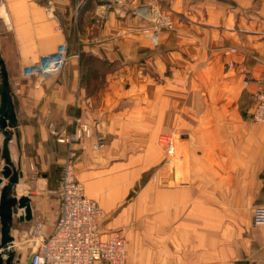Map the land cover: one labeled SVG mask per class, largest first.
Returning a JSON list of instances; mask_svg holds the SVG:
<instances>
[{"label": "crops", "instance_id": "0c3cea01", "mask_svg": "<svg viewBox=\"0 0 264 264\" xmlns=\"http://www.w3.org/2000/svg\"><path fill=\"white\" fill-rule=\"evenodd\" d=\"M154 10L174 17L157 40ZM62 43L58 74H24ZM0 57L17 118L12 195L32 207L13 212L14 261L55 228L69 146L54 132L80 116L93 133L74 145L76 177L105 211L103 235L125 231L126 264H264V123L252 120L264 0H2Z\"/></svg>", "mask_w": 264, "mask_h": 264}, {"label": "built area", "instance_id": "2783aa9c", "mask_svg": "<svg viewBox=\"0 0 264 264\" xmlns=\"http://www.w3.org/2000/svg\"><path fill=\"white\" fill-rule=\"evenodd\" d=\"M2 0H0L1 3ZM152 35L157 39L164 27H171L173 20L168 14L154 13ZM67 44L62 43L56 51L46 54L39 61L26 66L24 74L44 81L58 74L68 59ZM236 48H232L235 51ZM257 89L253 93L256 100L252 112L255 122L264 123V75L256 80ZM74 129L70 132H54L60 142L69 146V151L62 167L58 194L60 198L59 215L52 233L43 235L33 247L28 264H125L127 259V237L122 229L113 230L104 236L100 221L105 211L85 193V187L75 173L77 156L75 144L89 138L93 129L80 116L74 118ZM102 145L100 139L95 147ZM169 153L174 152V145L169 141ZM254 221L264 225V206L255 210Z\"/></svg>", "mask_w": 264, "mask_h": 264}, {"label": "water", "instance_id": "95a60500", "mask_svg": "<svg viewBox=\"0 0 264 264\" xmlns=\"http://www.w3.org/2000/svg\"><path fill=\"white\" fill-rule=\"evenodd\" d=\"M15 126H17V118L14 110L9 75L5 62L0 57V132L5 136L3 143L5 164L0 169V249L3 248L8 252L7 257L0 252V264H21L19 260L14 261L13 253L7 248V242L13 239L9 231L15 209L17 207L24 208L25 214L21 216L22 219H30L32 217L30 197L28 195L20 197L12 195V189L18 181V177L10 159L8 144L11 138L9 128ZM4 179H7L6 184H2Z\"/></svg>", "mask_w": 264, "mask_h": 264}, {"label": "rangeland", "instance_id": "374dc122", "mask_svg": "<svg viewBox=\"0 0 264 264\" xmlns=\"http://www.w3.org/2000/svg\"><path fill=\"white\" fill-rule=\"evenodd\" d=\"M154 13H160V14H168L170 17H171V19L173 20V24H172V26L171 27H164V28H162L161 30H160V32L158 33V36L163 32V31H165V30H168V29H171V28H173L174 27V17H173V15L170 13V12H167V11H164V10H159V11H157V10H154L153 12H151V14H150V20H151V24L149 25V30H150V32H151V34H152V29H153V27H154V23H153V21H152V15L154 14ZM143 16H145L144 14H142ZM158 38V37H157ZM157 40V39H156ZM233 48H235V47H233ZM232 50V49H231ZM236 50H237V48H236ZM235 50V51H236ZM261 78V77H260ZM253 120V119H252ZM254 121V120H253ZM259 123V122H258ZM167 143H169V140H167ZM56 196V195H55ZM54 196V197H55ZM57 197L59 198V194H58V188H57ZM127 256H128V243H127ZM125 264H126V262H125Z\"/></svg>", "mask_w": 264, "mask_h": 264}]
</instances>
